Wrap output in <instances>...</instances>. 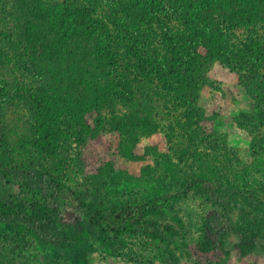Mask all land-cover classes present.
Segmentation results:
<instances>
[{"label": "trees", "instance_id": "16d2710c", "mask_svg": "<svg viewBox=\"0 0 264 264\" xmlns=\"http://www.w3.org/2000/svg\"><path fill=\"white\" fill-rule=\"evenodd\" d=\"M253 24L259 30L264 25V0H0V65L11 63L9 55L17 53L21 68L31 77L37 75L40 82L37 96L28 77L18 74L23 84L17 94L8 88L17 81V68L12 67L9 77L0 76L2 108L10 100L28 101L35 132L34 156L22 162L10 139L0 138V186L17 189L0 198V218L12 223L16 236L43 239L44 227L61 229L67 195L72 219L64 228L62 242L68 236L74 241L90 236L105 248L128 249L139 261L142 253L131 249L138 241L146 252L165 245L164 255L174 261L179 260L175 249H182L195 264L222 263V247L210 237L189 241L178 215L166 219L161 197L117 203L98 186L90 189L89 196L79 185L63 182L41 158L55 143L56 125L77 129L83 141L103 142L108 123L104 114L108 113L117 121L115 131L110 130L114 138L126 134L129 138L96 159L81 156L84 168L88 164L89 171L102 176V183L115 182L117 162L134 157L143 144L151 158L161 155L163 172L180 173V167L162 152L170 137L162 138L156 129L159 121L150 114L156 116V109H164L166 102L170 107L178 102L188 108V117L181 120L175 114L173 119L187 122L195 135L208 132L205 96L223 90L207 77L212 63L220 61L239 73L238 84L225 89L228 93L249 88L247 76L242 77L234 66L241 57L259 64L261 70L264 67V39L259 31L253 33L255 37L246 36L234 50L225 28L247 31ZM257 94L264 101V89ZM148 103L157 106L149 109ZM259 119L264 122V112ZM144 130L146 137L141 141ZM194 190L229 205L235 198L201 173L188 177L179 188L171 183L162 198L181 199ZM211 211L223 219L219 211ZM257 222L256 215L247 212L237 221L239 229L226 224L242 239L237 245L242 257L264 237ZM90 248L95 249L92 243ZM2 255L0 249V264Z\"/></svg>", "mask_w": 264, "mask_h": 264}, {"label": "rangeland", "instance_id": "374dc122", "mask_svg": "<svg viewBox=\"0 0 264 264\" xmlns=\"http://www.w3.org/2000/svg\"><path fill=\"white\" fill-rule=\"evenodd\" d=\"M254 26L256 25H251L250 31L234 29L231 26L225 27L234 50L236 46H241L246 36L253 35L254 32L259 31L264 39V25L258 27L260 30L255 29ZM241 58L239 64L236 63L234 66L240 69L242 77L247 76L248 89L230 93L225 90L238 84L237 79L239 80V73L229 65L214 61L208 69L209 81L215 82V87L223 89L218 93L209 91V95L205 96V109H208L205 128L208 132L195 135L187 122L175 121L173 119L175 114L181 115V120L188 117V108L185 105H177L178 102L170 104L171 107L166 102L164 109L159 108L161 111L156 109V116L150 114L154 117V121H159L156 129L160 131L162 138L171 139L168 147L162 149V152L171 157L176 167H180L181 172L174 174L176 178L172 173L162 171L164 166L161 155L151 158L143 149V144L134 157H127L117 162L114 170L117 176L115 182L113 180L102 183V176L93 174L92 170L89 171L88 164L84 168L80 160L81 156L86 155L96 159L101 153L108 152L118 141L124 145L123 143L129 138L128 134L114 138L115 133L110 130L115 131L114 126L117 121L108 113L104 114L108 118L105 138L103 142L96 144L85 139L83 141L77 136V129L56 125L53 135L55 143L41 158L43 163L53 169L63 182L68 185H79V189L89 196H91L90 189L98 186V189L102 187L104 193L106 192L111 200L117 203L143 200L154 195L161 197L166 219L178 215L183 220L187 240L197 242L207 235L213 244L222 247L223 261L220 264H264V237L260 244L252 250L245 251L242 257L237 249L242 239L228 228L234 225L239 229L236 225L237 221L243 214L252 212L253 216L257 217L258 226L264 232V122L259 119L260 113L264 112V101H260L261 94H257L264 89V79L260 78H264V75L262 76L264 67L261 70V66L257 63L254 66L251 59ZM9 59L11 63L0 65L2 69L0 76L9 77L13 75L12 67L17 68V74L14 76L17 81L15 84L11 83V87L8 88L17 93V89L23 84L22 79L17 76L25 75L28 77L29 86H34L37 90L33 93L39 96L40 82L37 81V75L31 77V72L21 68L22 61L19 54L11 53ZM242 63L250 69L243 68ZM10 102L7 108L4 104L2 108L0 102V138L8 137L17 159L20 162L27 161L35 153L32 146L35 136L32 107L29 108L28 101L20 102L16 99ZM148 106L151 109L157 105L153 103ZM111 119L114 121L112 122ZM145 137L144 130L141 141ZM197 173L205 174L213 185L233 193L235 198L230 200L231 204L219 202L209 194L197 190L189 192L181 199L162 198L171 183L179 188L183 181ZM33 189L35 192L36 188ZM16 190L9 188L8 185L3 188L0 186V198L5 196L6 191ZM62 207L61 229L56 226L44 227L43 239L40 240L29 236H16L12 223L0 218V249L3 251L1 262L3 264H195L190 255L182 249H175L179 260H171L164 255L163 250L167 248L165 245H159L160 249L154 248L146 252L144 243L136 241L131 249L142 253L138 261L132 258L135 254L127 253L128 249L105 248L90 236H87L86 240L83 238L78 241L68 236V241L62 242L66 238L63 233L64 228L71 224L69 220L72 219L71 201L67 195L64 197ZM211 210L219 211L223 214V219ZM64 220L68 223L65 224ZM222 222H226L229 226ZM214 225L224 227L225 231L220 233L221 230L214 228ZM51 237H58L61 241L51 242L49 240ZM91 243L95 249L90 248ZM139 248L142 251H138Z\"/></svg>", "mask_w": 264, "mask_h": 264}]
</instances>
